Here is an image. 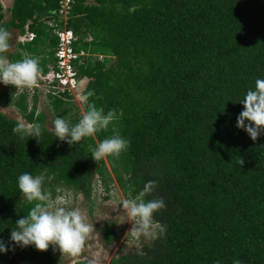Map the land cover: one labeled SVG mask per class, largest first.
Instances as JSON below:
<instances>
[{
    "label": "trees",
    "instance_id": "1",
    "mask_svg": "<svg viewBox=\"0 0 264 264\" xmlns=\"http://www.w3.org/2000/svg\"><path fill=\"white\" fill-rule=\"evenodd\" d=\"M59 2L13 0L5 21L0 1V29L24 34L29 24L35 56L54 57L46 20ZM68 27L76 50L91 53L79 67L90 78L83 113L95 104L118 119L70 146L47 127L36 96L30 106L26 93L3 95L41 135L21 138L13 129L22 123L0 112V241L9 247L0 264H58L50 247L10 243L33 207L18 189L24 173L43 175L53 199L63 188L82 194L91 211L95 177L108 192L115 180L129 198L155 182L144 199H163L153 220L164 233L112 264H264V132L253 141L237 127L240 102L264 79V0H73ZM65 96L51 94L50 105L74 126L82 115ZM113 127L129 147L96 162L92 149ZM103 233L106 243L119 239L113 224Z\"/></svg>",
    "mask_w": 264,
    "mask_h": 264
},
{
    "label": "clouds",
    "instance_id": "2",
    "mask_svg": "<svg viewBox=\"0 0 264 264\" xmlns=\"http://www.w3.org/2000/svg\"><path fill=\"white\" fill-rule=\"evenodd\" d=\"M7 1V4L6 0H2L1 3L5 16L10 17L8 9L13 0L12 2L10 0V3L9 0ZM57 11H54L46 20V25L53 34L54 28L48 22L58 21ZM26 27L27 34L34 33L33 31L29 32V24ZM34 34L36 35V33ZM34 38L30 40L28 36L30 41H33ZM10 39L9 31L0 29V83L13 86L16 89L36 87L41 71L39 60L25 56L20 61L10 62L4 55L10 50ZM92 95L94 93H88L89 97ZM87 98L85 97L86 100ZM240 104L243 105L244 110L237 117V127L246 131L253 141H257L261 133L264 132V79L255 81V90H249ZM117 119L115 110L104 114L103 108L98 109L95 104H89L88 110L82 113L77 124L70 126L68 121L58 117L54 121L53 131L61 142L70 146L78 145L85 138L95 137L97 133L107 131ZM13 131L21 134V138L24 135L33 137L41 135L39 125L19 124ZM112 131L111 137L104 139L92 149V159L96 162L108 157L119 158L121 153L129 147V142L121 137L115 127ZM49 179H53V177H49ZM43 182V175L33 176L24 173L19 176L18 189L22 194V199L32 204L33 207L26 216H21L16 221V227L10 234V243L23 248L34 246L39 252H47L52 246L62 256H78L94 230V226L87 222V217L79 208L72 210L66 208L64 197L57 196L53 199L51 192L43 190ZM154 186L155 182L149 181L134 198L122 201V211L132 226L128 233L136 237L153 238L157 234V229L159 233L165 231L163 226L153 220L154 213L165 207L163 199L147 202L144 199L153 191ZM8 251V245L0 241V253L7 254ZM235 264H239V261H236Z\"/></svg>",
    "mask_w": 264,
    "mask_h": 264
},
{
    "label": "rangeland",
    "instance_id": "3",
    "mask_svg": "<svg viewBox=\"0 0 264 264\" xmlns=\"http://www.w3.org/2000/svg\"><path fill=\"white\" fill-rule=\"evenodd\" d=\"M7 3L8 1L6 0V4ZM9 18V16H5V21ZM26 41H29L28 37ZM54 58L56 62L55 52ZM0 95L2 97L4 93H0ZM71 101L74 109L79 111V114L82 115L85 105L83 99L74 97ZM37 105V112L45 113L47 116L46 125L53 130L54 121L58 118V115L53 111L50 100H48L44 94H41V96L38 95ZM0 112L6 114L10 118L18 120L22 124L29 125L20 112L13 106L4 107L0 104ZM109 169L111 170V167H109ZM95 179L96 202L94 207H92V211L82 194L67 188L59 189V196L65 199L64 206L69 210L79 208L87 217V222L94 226V230L89 235L82 252L78 256H62L58 250L50 246L57 257L58 264H112L114 259L132 253H139L142 245L152 240V238H145L143 236L136 237L128 233L132 226L128 223V217L123 213L121 204L124 199L129 198V194H126L115 180L111 186V190L108 192L105 191L101 179L98 177H95ZM110 224H113L119 239L109 244L104 240L103 231Z\"/></svg>",
    "mask_w": 264,
    "mask_h": 264
},
{
    "label": "built area",
    "instance_id": "4",
    "mask_svg": "<svg viewBox=\"0 0 264 264\" xmlns=\"http://www.w3.org/2000/svg\"><path fill=\"white\" fill-rule=\"evenodd\" d=\"M57 11L58 21L51 20L48 24L54 28V34L57 37V46L55 48V70L53 71V89L54 94L68 99L66 94L74 97H80L83 102L86 101L85 90L90 81L89 77L80 75L79 67L84 65V59L91 53L88 51H77L75 43L78 41L77 35L72 28L68 27V17L73 8V0H60ZM35 37L34 33L29 34V39ZM96 59L97 56L93 55ZM103 60V56H98Z\"/></svg>",
    "mask_w": 264,
    "mask_h": 264
},
{
    "label": "crops",
    "instance_id": "5",
    "mask_svg": "<svg viewBox=\"0 0 264 264\" xmlns=\"http://www.w3.org/2000/svg\"><path fill=\"white\" fill-rule=\"evenodd\" d=\"M9 3H10V0H9ZM4 20H5V17H4ZM29 32H31V30ZM10 34H11L10 50L7 52V59L10 62H17V61L22 60L25 56L37 58L39 61H43V62L47 61L46 62L47 71L44 72L42 69H40L41 71H40V75L38 78V84L36 87H33L31 89H28V88L16 89L13 86H10V85L6 86L3 83H0V93L1 94L4 93V95L13 93L15 97L26 93L28 95V101H29L30 106H32L33 104L34 96L38 98V95L41 96V94H44L47 97V99L50 100L51 94L55 95L54 89L52 87L53 81H54L53 71L55 70V61H54L55 58L52 56L48 57L47 53L44 56H35L34 52H36V48L40 46H38V43H33L34 40L24 41V39L29 36V34H27V27H26V32L24 34H21L20 31L17 29H11ZM43 50L46 51V48H43ZM2 101H3V96L1 97L0 95V104L2 106L4 107L13 106L11 104L3 105L1 103Z\"/></svg>",
    "mask_w": 264,
    "mask_h": 264
}]
</instances>
